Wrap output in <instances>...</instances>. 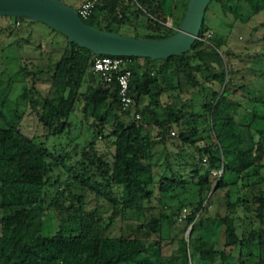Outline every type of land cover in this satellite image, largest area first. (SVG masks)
I'll use <instances>...</instances> for the list:
<instances>
[{
	"label": "trees",
	"instance_id": "1",
	"mask_svg": "<svg viewBox=\"0 0 264 264\" xmlns=\"http://www.w3.org/2000/svg\"><path fill=\"white\" fill-rule=\"evenodd\" d=\"M60 1L65 3V0ZM187 2L101 0L100 18L104 25L97 24L92 16L83 21L101 30L119 33L126 12L140 14L151 23V32L142 36L123 35L162 39L174 32L170 29L161 33L164 22L171 18L174 27L178 28ZM213 2L218 4L223 14L231 13L242 22L264 10V0H211L205 9L198 36L188 51L163 60L129 57V94L132 103L124 110L119 103L115 83H105L90 70L93 58L98 55L74 43L68 44L64 38L63 50L48 67V82L53 95L40 97L38 103L30 100V107L46 134L58 136L68 126L75 104L82 101L83 111L97 122V128L94 127L96 135L101 134V126L110 127L109 136L112 137L113 146L111 171L107 172V161L96 154L93 141L88 144L89 151L81 149L83 160L66 165L65 154L53 156L43 140L36 142L33 137L26 136L13 118L4 116V124L0 125V264H171V258L165 257L162 252L160 240L163 226L177 221L179 206L140 224L138 229L142 230L141 236H110L106 230L119 215L123 218L128 211H143L154 197L152 185L157 184V194L162 204L176 200L178 191L182 192L191 185L187 174L182 173L187 167V177L197 178L192 181V186L196 187L198 200L190 213L178 217V221L185 219L186 226L192 224L205 209L211 190L214 193L227 187L226 215L215 219L224 226V247L228 248L219 252L221 264H231L227 261V255L234 247H241L247 242L261 246L264 227L252 229V238H242L236 232L232 214L240 207L245 214L250 212L253 218L261 222L264 219V190L259 186L257 194H253V207L242 189L257 183L264 186V175L260 173V169L264 170V128L251 129L253 121L264 116L251 110L238 122L234 118V111L239 103L214 91L213 100L201 105L211 141L203 146H195L201 125L197 118L200 114L194 111L179 115L170 100L171 95L177 97L180 91L196 88L205 81L220 84L225 89L229 86L224 54L217 44L203 39L205 14ZM0 18L11 19L13 25L24 21L32 23L26 18ZM85 78L86 87L81 91ZM173 80L175 86L171 85ZM166 92L170 103H162L161 97ZM135 115H138L137 120ZM236 122L249 132L250 141L241 148L238 147L240 133L234 130ZM172 125L179 130L176 142L173 146H167L165 136ZM153 129L156 130L154 139ZM254 135L257 139H254ZM177 146L179 151L173 152ZM192 147H196L200 161L205 158L206 163L202 164L206 167L201 174L194 166L196 160L185 151ZM242 154L248 160L234 165L236 157L238 159ZM85 161L88 163L85 164ZM59 165L67 172H74L79 185L87 187L110 204L107 224L101 226L95 214L84 212L82 195L74 194L77 206L71 209L56 201L49 205L59 214L60 223L54 233L47 231L43 218L47 207L44 205L43 189L53 166ZM89 165L96 166L101 181L89 175L86 170ZM212 169H221L218 178L211 175ZM112 186L120 188L119 195L115 194ZM229 192L234 196L233 200L229 198ZM151 236L159 239L152 240ZM181 243L187 248V241ZM190 246L195 250L193 242ZM215 253L211 248L200 250V264H210L211 256L208 258L206 255ZM237 256L239 258V254Z\"/></svg>",
	"mask_w": 264,
	"mask_h": 264
},
{
	"label": "rangeland",
	"instance_id": "2",
	"mask_svg": "<svg viewBox=\"0 0 264 264\" xmlns=\"http://www.w3.org/2000/svg\"><path fill=\"white\" fill-rule=\"evenodd\" d=\"M83 2L84 0H65L67 5L75 9ZM100 5L101 0H95L94 6L96 7H93L88 18L92 16L93 21L96 20L97 24L103 26L104 23L100 18ZM241 13L245 12L242 11ZM126 15L118 31L119 33L142 36L151 32V23L148 22L145 16L135 15L131 12H126ZM202 28L204 30L203 39L208 43L217 44L219 51L224 54L225 66L229 71V86L225 89L220 84L205 81L196 88H187L180 91L177 97L171 95L170 100L173 101L177 114H189L194 111L196 114H200L197 118L201 125L198 128V141L195 146H203L211 141L204 123V111L201 109V105L203 102L213 100L212 92L214 91L239 103L234 111V118L238 122L251 110L264 116V10L256 15H250L245 22H242L231 13L223 14L218 4L213 2L205 14V24ZM170 29L175 31L177 28L174 27L171 18H168L160 32L164 33ZM64 38L38 22L32 21L30 24L25 21L19 22V24L15 22L13 25L11 19L0 18V125L4 124V116L13 118L23 134L33 137L36 142L43 140L53 156L65 154L67 156L64 161L66 165H74L83 160L81 149L85 148L86 151H89L88 144L93 141L96 154L107 161V172L109 173L113 156L112 137L109 136L110 127L109 125L101 126V134L96 135L94 127L97 128V122L93 116L83 111L82 101L75 104L68 119V126L58 136L46 134L37 122L33 109L30 107V100H36L35 102L38 103L37 100L40 97L53 95V90H50L48 82V67L63 50ZM86 80L85 78L82 83L81 91H84L86 87ZM175 84L176 82L173 80L171 85L175 86ZM167 93H164L161 97L162 103L169 102L166 96ZM136 116L138 115H135L137 120L138 117ZM251 127L253 131L258 128L263 129L264 117L253 121ZM178 130L174 125L169 128L165 136L167 146H173V143L176 142ZM234 130L238 131L241 136L238 147L241 148L242 145H247L250 138L246 128L239 127L236 122ZM253 131L252 133H254ZM155 132L156 130L153 129V139ZM254 139H257L256 135H254ZM179 149V146H177L174 151L171 148L168 150L175 152ZM156 150L158 149L156 148ZM195 150L196 147H192L185 151L190 153V156L196 160L194 166L201 174L206 166L202 164L203 159L201 161L198 159L199 156ZM245 160L248 159L242 154L239 155L238 159L236 157L233 163L234 165H240ZM262 162L264 163V159ZM87 163L88 161H85V164ZM250 169L248 170L253 176ZM86 170H88L89 175H93V179L102 180V177L96 173L95 165H89ZM188 170L187 167L182 173L187 174L186 178L191 185H188L182 192L178 191L176 200L162 204L157 194V184L152 185L151 188L155 194L151 198V202L149 201L146 205V208L141 212L128 211L123 218L119 215L112 220L106 234L110 236L121 234L141 236L142 230L139 231L138 229L141 226L140 224L146 223L152 216H159L161 212L169 213V209L179 206L180 212L176 218L177 221L163 224L160 244L164 256L171 258V264H200L202 262L200 250L211 248L216 253L206 255L208 258L211 256L210 264H221L219 252L226 251L228 248L224 247V226L221 222H216L215 219L226 215L225 194L228 189L227 187L221 188L214 193L211 190L205 209L197 215L196 220L192 223L193 225L186 226L185 219L178 221V217H181L182 214H189L198 200L196 187L192 186V181H196L197 178H188ZM260 173L264 175V170L260 169ZM259 186L264 190V186L258 183L250 186V188L242 187L243 194H246L253 207L255 206L253 194H257ZM213 187L214 185L212 189ZM112 189L115 194H120L119 187L112 186ZM43 190L45 192L44 205L47 206L43 218L49 233H54L60 223L59 214L49 205L56 201L64 207L70 206L71 209L72 206H77L74 194L82 195L83 211L88 214H95L101 226L109 222L110 204L87 187L79 185L76 174L67 172L60 165L53 166ZM229 198L234 199L230 192ZM183 209H185L184 212ZM232 217L236 232L242 238H252L250 236L252 229L256 230L259 226L264 227V219L261 222L258 218H253L250 212L245 214L240 207L236 208ZM151 239L158 240L159 237L151 236ZM183 240L187 241V248L181 243ZM191 242L194 243L195 250H192ZM246 244L231 249L232 252L227 255L228 263L264 264V241L259 244L260 247H256L253 243L247 242ZM239 247L241 248L240 253Z\"/></svg>",
	"mask_w": 264,
	"mask_h": 264
},
{
	"label": "water",
	"instance_id": "3",
	"mask_svg": "<svg viewBox=\"0 0 264 264\" xmlns=\"http://www.w3.org/2000/svg\"><path fill=\"white\" fill-rule=\"evenodd\" d=\"M211 0H188L178 28L162 39L135 38L84 23L75 8L60 0H0V16L26 18L89 50L94 55L163 60L188 51L198 36Z\"/></svg>",
	"mask_w": 264,
	"mask_h": 264
},
{
	"label": "built area",
	"instance_id": "4",
	"mask_svg": "<svg viewBox=\"0 0 264 264\" xmlns=\"http://www.w3.org/2000/svg\"><path fill=\"white\" fill-rule=\"evenodd\" d=\"M94 2L95 0H86L78 8H76L78 16L82 20H86L89 17L94 7ZM16 24H19V22H16ZM129 63V57L98 55L93 58L90 67V70L98 74L105 83H115L118 100L123 110L132 103V98L129 94ZM203 162H205V158H203ZM210 173L214 178H218L221 174V169H212ZM184 211L185 209H183V212ZM182 217H184V214H182L181 218Z\"/></svg>",
	"mask_w": 264,
	"mask_h": 264
}]
</instances>
